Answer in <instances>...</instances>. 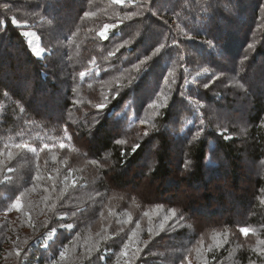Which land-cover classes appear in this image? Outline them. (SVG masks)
<instances>
[{"label":"trees","instance_id":"obj_1","mask_svg":"<svg viewBox=\"0 0 264 264\" xmlns=\"http://www.w3.org/2000/svg\"><path fill=\"white\" fill-rule=\"evenodd\" d=\"M95 229L71 264L141 239L132 264H264V0H0V262L16 236L17 264H50Z\"/></svg>","mask_w":264,"mask_h":264},{"label":"rangeland","instance_id":"obj_2","mask_svg":"<svg viewBox=\"0 0 264 264\" xmlns=\"http://www.w3.org/2000/svg\"><path fill=\"white\" fill-rule=\"evenodd\" d=\"M117 4H122L123 0H111ZM16 26L22 28L20 30V34L24 36L28 48L31 51V53L38 59H43L44 56L48 53L46 48L42 45V42L38 36V34L33 30V29H29L28 25L25 24H20L19 22H14ZM112 26L110 25H104L102 27V29L99 32V35L102 39L106 38L111 30ZM138 127H140V125H138ZM229 136H226V138H228ZM81 177H79L75 172L73 168H66L64 171V174H61V182L66 186V187H70V186H76V184L80 181ZM126 179L130 182L129 187L133 188V182H134V177L132 176V174H128L126 176ZM242 179H245L244 177ZM144 182L146 183V181H143L142 183L144 184ZM148 185L146 186V184H144L146 186L147 189H149L150 191H154L156 195H158L159 197H162L163 195H165L161 189V187L158 186V184L156 182L149 183L147 182ZM219 189L218 190H222L223 188H229L232 189V183L231 180L228 179L227 183H225L222 179L220 180H216L214 182ZM243 186V183H242ZM215 189L214 187H211V190ZM136 190V188H135ZM160 190L162 191V193L160 192ZM237 191V190H235ZM201 192V191H200ZM214 192V191H213ZM243 192V190H242ZM240 193V191H239ZM199 194V193H198ZM176 195V199L175 202L176 203H180L182 200L188 198L191 194H190V190L188 188H184L183 186L180 187V190L175 193ZM196 199L200 200L197 195H196ZM187 200V199H186ZM18 202V201H17ZM16 202V203H17ZM23 216L25 217V221L29 224L30 228H34L35 227V222L32 220V218L30 217L29 213L24 212ZM59 219L64 220L65 219V215L64 214H60L58 216ZM34 226V227H33ZM63 229H71V224H68L66 222H60V225L54 227L53 229L48 230L45 235L43 236V238L40 239H36L33 240L30 244L31 247H36L37 245H39V243L43 244V248H45L46 246H50L51 244L53 245L56 242V236L58 235L57 231H61ZM154 231L149 232L148 236L151 237L153 235ZM98 232L97 230H91L87 233V235L78 238L77 241L80 245L78 246H71L72 243L69 244V247H63L60 246L57 250V256L51 261L50 264H71V260L76 259L81 253H84L85 251L90 252L92 249H94L95 245L97 244V242L99 241V237L97 236ZM147 236V237H148ZM220 238L223 239L220 236H216L214 237V239H218L220 241ZM226 238V236H225ZM150 239V238H147ZM35 241V242H34ZM144 241H149V240H144ZM208 243V242H206ZM19 244V245H18ZM25 243H23L22 241H20V238H18L17 236L14 237L10 242H9V246L8 248L11 249L14 254H16L15 257H13L12 255L10 257H5L3 258V260H1L0 264H17L18 259L17 256L20 255V253L22 252V246H24ZM29 244V245H30ZM211 244V243H209ZM208 244V245H209ZM143 245V239H141L140 242L137 243L136 245H132L133 249L127 253L126 251L121 252L119 255H117V257L115 258L113 264H132L134 261V257L136 254L139 253V251L141 249H138V247H142ZM222 247V246H221ZM68 249V250H67ZM85 250V251H84ZM203 256H200L199 260H196L194 257L192 256H188L186 258V261L183 262L182 264H205L206 262L202 260ZM24 261V260H23Z\"/></svg>","mask_w":264,"mask_h":264}]
</instances>
